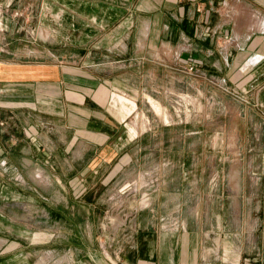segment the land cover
Returning <instances> with one entry per match:
<instances>
[{
  "label": "crops",
  "instance_id": "obj_1",
  "mask_svg": "<svg viewBox=\"0 0 264 264\" xmlns=\"http://www.w3.org/2000/svg\"><path fill=\"white\" fill-rule=\"evenodd\" d=\"M9 3L26 9L23 16L32 17L35 30L44 9L48 21L64 22L58 44L64 56L52 43L56 31L49 33L48 49L40 39L25 43L17 27L23 20L10 15ZM0 10L8 23V46L0 53V264H74L71 247L86 249L83 222L69 216L83 206L42 202L34 186V201L25 204L21 184L42 180L39 173L26 175L29 164L41 162L42 118L64 117L70 135L64 150L71 155L89 141L96 150L113 148L135 133L126 121L144 93L164 115L159 101L167 100L166 82L154 73L170 68L191 80L200 97L223 103L218 94L232 96L231 111L264 120V0H0ZM76 53L80 64L69 60ZM190 62L198 75L185 71ZM154 78L161 83L157 93L147 84ZM46 124L55 133L54 124ZM48 149L56 165L57 146ZM77 159H65L72 167L68 182H81L89 165L82 160L84 170L76 169ZM64 194L72 198L71 190ZM48 196L56 198L57 190ZM147 227L144 237L127 239L120 264H204L198 229L174 223L153 235ZM141 246H149L144 255Z\"/></svg>",
  "mask_w": 264,
  "mask_h": 264
},
{
  "label": "rangeland",
  "instance_id": "obj_2",
  "mask_svg": "<svg viewBox=\"0 0 264 264\" xmlns=\"http://www.w3.org/2000/svg\"><path fill=\"white\" fill-rule=\"evenodd\" d=\"M12 7L9 3L8 9ZM22 10L26 9L15 7L9 13L23 20L17 27L22 26L19 29L24 42L40 39L48 49L49 33L56 31L52 43L57 44V54L64 56L58 44L64 40L67 25L48 21L44 9L35 30L32 17L27 19ZM4 18L0 53L8 46ZM80 56L76 53L69 60L80 64ZM175 72L168 68L154 73L166 82V102L152 96L161 104L164 115L157 114L152 101L155 113L144 93L126 121L135 133H126V139L122 136L113 142V148L96 150L95 142L89 141L87 148H74L71 155V150H64L70 136L64 117L41 119V162L29 164L26 175L39 173L42 180L21 184L26 192L25 204L34 201L30 194L34 186L41 192L42 202L84 207L69 215L73 222H83L87 242L86 249L71 247L74 264H120L127 239L144 237L147 226L153 229V235L165 234L166 227L174 223L201 233L204 264H264V120L253 113L246 119L240 117V111H231L229 106H236L229 99L232 96L218 94L223 103L200 97L191 80H180ZM159 80H147L154 93L161 85ZM48 122L54 124L50 126L55 133L47 129ZM134 136L136 141L127 144ZM120 143L122 146L116 149ZM48 145L57 146L56 165L53 157H47ZM69 156L80 158L75 160L76 169L84 170L82 162L89 161L81 182L66 181L72 169L65 161ZM54 189L57 196L49 199V190ZM68 190L72 198L64 194ZM139 249L144 255L149 246Z\"/></svg>",
  "mask_w": 264,
  "mask_h": 264
},
{
  "label": "built area",
  "instance_id": "obj_3",
  "mask_svg": "<svg viewBox=\"0 0 264 264\" xmlns=\"http://www.w3.org/2000/svg\"><path fill=\"white\" fill-rule=\"evenodd\" d=\"M2 19H3V13L0 10V26H1L0 27V30H3V28H2L3 27ZM186 69H187L188 73H197L196 67H195V65L192 62H190V63L187 64Z\"/></svg>",
  "mask_w": 264,
  "mask_h": 264
}]
</instances>
